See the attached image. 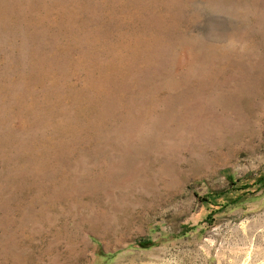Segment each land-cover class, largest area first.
Instances as JSON below:
<instances>
[{
	"label": "rangeland",
	"instance_id": "1",
	"mask_svg": "<svg viewBox=\"0 0 264 264\" xmlns=\"http://www.w3.org/2000/svg\"><path fill=\"white\" fill-rule=\"evenodd\" d=\"M0 264H264V0H0Z\"/></svg>",
	"mask_w": 264,
	"mask_h": 264
}]
</instances>
